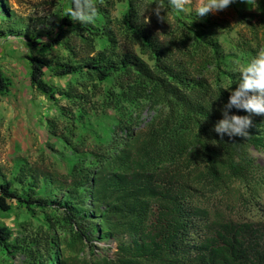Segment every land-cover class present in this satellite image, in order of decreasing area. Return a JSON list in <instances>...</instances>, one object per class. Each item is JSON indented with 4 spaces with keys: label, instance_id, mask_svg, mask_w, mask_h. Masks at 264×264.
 <instances>
[{
    "label": "trees",
    "instance_id": "16d2710c",
    "mask_svg": "<svg viewBox=\"0 0 264 264\" xmlns=\"http://www.w3.org/2000/svg\"><path fill=\"white\" fill-rule=\"evenodd\" d=\"M254 18L244 14L242 19L250 35ZM203 29L204 25L165 16L160 25L147 23L138 0L128 1L126 18L117 25L75 23L69 12L61 19L51 44H59L67 56L63 67L53 72L66 76L84 69L83 75L98 81L115 76L119 90L109 94L111 108L148 106L155 115L138 128L136 119L122 113L111 147L91 150L92 162L64 176L68 190L81 202L89 198L99 236L116 240L115 253L81 257L85 244L93 241L92 217L66 209L73 229L64 247L73 255L62 254L56 264H264V209H259L258 221H232L207 203L235 183L251 188L259 181L249 150H264V115L251 116L247 138L225 135L221 140L213 130L242 77L228 75L220 45L213 37H203ZM101 38L108 44L97 49ZM252 38L259 44L255 34ZM120 41L122 54L113 58L121 50ZM250 41L243 44L250 46ZM136 47L151 66L137 55ZM47 63L31 61L30 80L54 100V92L41 78ZM229 114L248 115L235 108ZM60 136L70 145L67 135ZM12 201L25 203L9 182L0 184V212L9 211ZM33 202L45 206L40 198ZM8 239V231L0 226V246ZM29 240L36 245L29 247L32 264L52 261L53 248L61 244L49 232Z\"/></svg>",
    "mask_w": 264,
    "mask_h": 264
},
{
    "label": "rangeland",
    "instance_id": "374dc122",
    "mask_svg": "<svg viewBox=\"0 0 264 264\" xmlns=\"http://www.w3.org/2000/svg\"><path fill=\"white\" fill-rule=\"evenodd\" d=\"M110 1L114 2L113 6L106 5L108 0H93L101 10L92 25L100 27L109 22L117 25L126 18L129 0ZM138 1L141 15L160 25L151 12L155 0ZM71 3L72 0H0L3 84L0 90V184L9 182L11 189L26 203L12 201L9 211L0 212V226L9 233L6 246H0V264L34 263L29 247L36 248V245L29 238L44 232H49L61 244L53 248L52 261L41 260L40 264H56L62 254L72 256L73 253L64 247L73 229L66 209L78 216L92 217L93 213L89 198L81 202L68 190L64 176L74 167L92 162L91 150L111 147V137L122 113H126V119L129 115L136 119L138 128L155 115L148 106L122 104L123 112L111 108L108 97L119 90L115 76L98 81L83 75L84 69L66 76L53 72L63 67L67 56L59 44L51 42ZM191 8L180 14L172 11L164 14L174 22L204 25L202 36L217 40L228 75L240 73V69L264 47V0H235L225 10L205 17H198ZM244 14L255 17L252 35L242 20ZM253 34L260 40L259 44L252 38ZM250 38V46L243 44ZM96 43L97 49L108 44L106 38L97 39ZM122 45L120 41L121 50L118 49L113 58L122 54ZM135 50L143 61L152 65L137 47ZM36 58L48 61L41 78L54 92V100L31 84L30 63ZM61 133L69 137L70 145L62 140ZM249 154L261 176L259 181L251 188L235 183L227 193L217 192L207 202L225 219L258 221L259 209H264V150L250 149ZM36 198L42 199L45 206L36 205L33 202ZM91 222L93 226L89 231H93L90 234L93 241L85 244L81 257H112L116 240L100 237L96 219L92 217Z\"/></svg>",
    "mask_w": 264,
    "mask_h": 264
},
{
    "label": "clouds",
    "instance_id": "9594fccd",
    "mask_svg": "<svg viewBox=\"0 0 264 264\" xmlns=\"http://www.w3.org/2000/svg\"><path fill=\"white\" fill-rule=\"evenodd\" d=\"M235 0H155L151 12L155 14L158 21L164 22L161 13L168 11L177 14L194 10L198 17H205L209 13H216L228 8ZM72 19L82 24H90L95 21L99 11L93 0H72V7L69 9ZM147 23L150 18L145 17ZM161 35L163 33L157 32ZM9 39H19L9 37ZM241 81L238 87L230 93L228 103L222 109V119L214 126V131L223 140L227 135L233 137H249L248 129L253 126L252 115H264V47L253 56L246 66L240 69ZM232 108L243 110L248 115H230Z\"/></svg>",
    "mask_w": 264,
    "mask_h": 264
}]
</instances>
